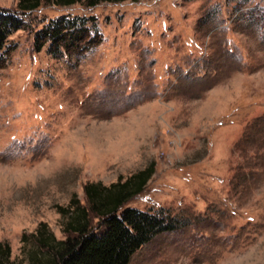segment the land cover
<instances>
[{"label":"rangeland","instance_id":"rangeland-1","mask_svg":"<svg viewBox=\"0 0 264 264\" xmlns=\"http://www.w3.org/2000/svg\"><path fill=\"white\" fill-rule=\"evenodd\" d=\"M0 64V264L44 256L30 235L64 238L72 198L154 164L126 205L174 217L128 264H264V0H125L40 6ZM92 17L79 53L36 51L34 31ZM93 220V225L95 224Z\"/></svg>","mask_w":264,"mask_h":264},{"label":"trees","instance_id":"trees-1","mask_svg":"<svg viewBox=\"0 0 264 264\" xmlns=\"http://www.w3.org/2000/svg\"><path fill=\"white\" fill-rule=\"evenodd\" d=\"M57 6L81 3L93 7L101 2L119 3L125 0H47ZM41 0H18L21 12L40 6ZM92 17L59 16L48 19L33 34V43L39 51L48 43L52 56L74 51L79 53L95 43L98 36ZM22 27V20L15 13L0 9V64L8 36ZM154 172V164L131 174L125 179L118 177L108 186L86 183L82 187L85 205L72 198L67 209L59 208L67 216L64 238L56 240L40 223L30 235L33 243L43 251L42 259L35 264H128L131 256L155 236L175 231L179 221L160 213L142 212L127 207L130 200L139 195ZM93 220L95 224L93 225ZM7 248L0 244V257L6 256Z\"/></svg>","mask_w":264,"mask_h":264}]
</instances>
